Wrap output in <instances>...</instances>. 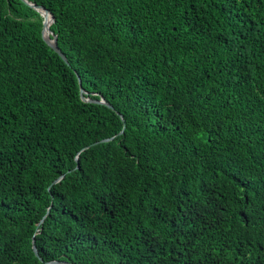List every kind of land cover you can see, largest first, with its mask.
I'll use <instances>...</instances> for the list:
<instances>
[{"label": "trees", "instance_id": "16d2710c", "mask_svg": "<svg viewBox=\"0 0 264 264\" xmlns=\"http://www.w3.org/2000/svg\"><path fill=\"white\" fill-rule=\"evenodd\" d=\"M27 1L67 62L0 0V264H264V0Z\"/></svg>", "mask_w": 264, "mask_h": 264}, {"label": "water", "instance_id": "95a60500", "mask_svg": "<svg viewBox=\"0 0 264 264\" xmlns=\"http://www.w3.org/2000/svg\"><path fill=\"white\" fill-rule=\"evenodd\" d=\"M23 2H25L26 4L30 5L31 7H33L34 9H36L38 12L41 13L42 15V11L43 10L45 12V15L43 17V20H42V29H41V34H42V38L43 40L51 47L53 48L57 53L58 55L65 61L67 62L66 60V57L65 55L61 52V50L59 49L58 45H57V35L51 30L50 28V25L51 23L53 22L54 20V16L53 14L47 9L45 8L44 6L42 5H39V4H35V3H31L27 0H22ZM50 16V19L48 20L47 19V16ZM45 27H48L49 29V33L45 34L44 33V29ZM78 82H79V88H80V96H81V99L83 100H88V101H93V102H99V103H104L106 104L108 107L110 108H113L111 104H109L108 102H106L103 98L101 99H90V98H85L84 97V90L81 86V82H80V79L78 78ZM123 129L120 131L122 132ZM113 137H108V138H103L101 139L100 141L101 142H105V141H108V140H111ZM76 161L78 162V158L76 157L75 158ZM76 167H78V164L76 165ZM63 177V175H60L58 178H56L51 184L59 181L61 178ZM50 188V186H48V189ZM48 212V211H47ZM42 222V219L38 222L37 226H39V224ZM32 249H33V252L35 254V256L39 257V254H38V251H37V248H36V245H35V239L34 237L32 238ZM41 259V258H40ZM49 263H60V264H72L70 262H61V261H50Z\"/></svg>", "mask_w": 264, "mask_h": 264}, {"label": "bare ground", "instance_id": "6f19581e", "mask_svg": "<svg viewBox=\"0 0 264 264\" xmlns=\"http://www.w3.org/2000/svg\"><path fill=\"white\" fill-rule=\"evenodd\" d=\"M41 11H42V15L44 16V15H45V12H44L43 10H41ZM47 19H48V20L50 19V16H49V15L47 16ZM44 33H45V34L49 33V29H48V27H45V29H44Z\"/></svg>", "mask_w": 264, "mask_h": 264}]
</instances>
